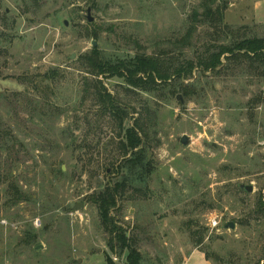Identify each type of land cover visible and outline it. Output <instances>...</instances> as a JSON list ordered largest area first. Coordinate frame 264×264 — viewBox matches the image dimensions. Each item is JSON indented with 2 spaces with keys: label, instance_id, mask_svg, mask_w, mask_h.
<instances>
[{
  "label": "rangeland",
  "instance_id": "374dc122",
  "mask_svg": "<svg viewBox=\"0 0 264 264\" xmlns=\"http://www.w3.org/2000/svg\"><path fill=\"white\" fill-rule=\"evenodd\" d=\"M203 1L0 0V264H110L107 258L127 264L126 253L109 250L91 199L99 184L119 180L122 132L84 91L74 61L93 40L112 59L157 53L173 48L192 25L187 53L202 52L215 36L192 21ZM255 6L264 12V0H228L224 24L238 37L264 38ZM53 69L59 73L46 80ZM258 73L245 63L205 76L196 70L185 81L193 85L189 97L104 80L108 92L134 109L125 126L137 120L146 138V182L127 189L111 213L134 238L141 264H264V78ZM9 180L27 200L10 203ZM228 223L235 228L226 229ZM28 230L38 235L30 245L23 240Z\"/></svg>",
  "mask_w": 264,
  "mask_h": 264
},
{
  "label": "trees",
  "instance_id": "16d2710c",
  "mask_svg": "<svg viewBox=\"0 0 264 264\" xmlns=\"http://www.w3.org/2000/svg\"><path fill=\"white\" fill-rule=\"evenodd\" d=\"M228 0H205L191 15L192 21L210 26L214 37L202 52L189 56L191 37L195 30L192 25L185 35L172 43L173 48H163L157 53L147 54L137 52L126 58L112 59L95 47L85 52L74 61L83 73L82 85L84 91L97 103L98 108L116 121L121 130L120 151L121 162L115 168L119 180L102 186L92 194L91 199L96 205L102 225L108 235L107 246L112 253H126L127 264H141L142 255L133 237L117 225L112 211L118 210V202L125 191L135 185L144 184L149 173V162L146 161L145 135L140 123L135 120L131 127L125 122L132 110L123 106L104 85V80L118 79L126 85V89L138 90L144 93H155L163 90L175 96L181 94L189 97L192 84L185 81L193 79L197 70L201 76L207 73L218 74L229 69L231 64H247L250 69L258 71L264 78V38L238 37L232 28L224 24L223 16ZM218 3V5H216ZM216 5V6H215ZM92 39H97L94 32ZM135 48H140L135 41ZM53 69L45 74V79L52 80L59 73ZM143 135V137H142ZM59 174H64L61 169ZM7 195L11 204L16 205L27 200L21 188L15 181H7ZM263 207V205H261ZM264 208V207H263ZM24 243L30 245L38 240V235L31 230L25 231ZM206 259L207 256L205 255ZM112 264L109 258L106 259ZM208 260V259H207Z\"/></svg>",
  "mask_w": 264,
  "mask_h": 264
},
{
  "label": "water",
  "instance_id": "95a60500",
  "mask_svg": "<svg viewBox=\"0 0 264 264\" xmlns=\"http://www.w3.org/2000/svg\"><path fill=\"white\" fill-rule=\"evenodd\" d=\"M85 19L89 23L93 22V20H94L93 17L91 16V7L90 6L86 9ZM63 25L65 27H67L68 26V22L66 20L63 21ZM91 45H92L93 48H95L97 46V42L93 40L91 42ZM74 57H75V55H72L71 56V59H74ZM181 98H182L181 95H178L177 96V99L180 100V101H181ZM181 143L183 145H186L187 144V138L185 136L182 137ZM62 170H63V168H62ZM239 187H240L241 190H243L244 192H247V193H251L253 191V187L251 185H249V186L240 185ZM80 207L82 208L83 207V204H80ZM80 207H79V205H75L74 211L78 210ZM225 228L226 229L227 228L234 229L235 228V225L233 223H228ZM40 248H41V246H37L35 249L38 250Z\"/></svg>",
  "mask_w": 264,
  "mask_h": 264
},
{
  "label": "crops",
  "instance_id": "0c3cea01",
  "mask_svg": "<svg viewBox=\"0 0 264 264\" xmlns=\"http://www.w3.org/2000/svg\"><path fill=\"white\" fill-rule=\"evenodd\" d=\"M253 10H254V13L252 14V16H254V18H255V21L257 22V23H264V12L263 11H259V12H257V6H255L254 8H253ZM261 20V21H260ZM197 252H199V250H197V249H195V250H193V254H195V253H197ZM201 252V251H200ZM191 253V254H192ZM202 255H204V254H202ZM204 257H205V255H204ZM187 260H189V258H187L186 259V261Z\"/></svg>",
  "mask_w": 264,
  "mask_h": 264
},
{
  "label": "built area",
  "instance_id": "2783aa9c",
  "mask_svg": "<svg viewBox=\"0 0 264 264\" xmlns=\"http://www.w3.org/2000/svg\"><path fill=\"white\" fill-rule=\"evenodd\" d=\"M210 221H211V226H212V228L218 226V222L216 221V218H212ZM38 222H39V220H36V221H35V225H38ZM114 260L116 261V258H115Z\"/></svg>",
  "mask_w": 264,
  "mask_h": 264
}]
</instances>
